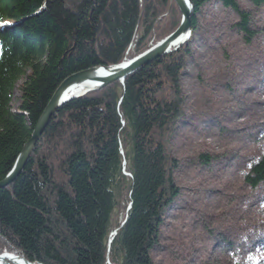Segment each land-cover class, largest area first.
<instances>
[{
  "label": "trees",
  "instance_id": "16d2710c",
  "mask_svg": "<svg viewBox=\"0 0 264 264\" xmlns=\"http://www.w3.org/2000/svg\"><path fill=\"white\" fill-rule=\"evenodd\" d=\"M191 1L194 33L209 0ZM218 1L237 13L233 26L249 39L250 12L238 0ZM3 19L11 24L0 26V179L65 77L143 52L179 25L181 12L173 0H0ZM193 33L123 81L58 107L20 175L0 188V253L44 264H155L152 249L178 194L170 139L183 114L181 75ZM245 182H264V152ZM115 208L123 215L114 222ZM250 238L237 240L234 264L264 262L243 254Z\"/></svg>",
  "mask_w": 264,
  "mask_h": 264
},
{
  "label": "rangeland",
  "instance_id": "374dc122",
  "mask_svg": "<svg viewBox=\"0 0 264 264\" xmlns=\"http://www.w3.org/2000/svg\"><path fill=\"white\" fill-rule=\"evenodd\" d=\"M238 3L251 14L249 39L233 26L237 13L218 0L198 13L181 75L183 114L170 139L178 194L152 249L155 264H234L244 234L251 242L243 254L264 256V182L255 188L245 182L264 152V4ZM122 215L115 208L112 220Z\"/></svg>",
  "mask_w": 264,
  "mask_h": 264
},
{
  "label": "water",
  "instance_id": "95a60500",
  "mask_svg": "<svg viewBox=\"0 0 264 264\" xmlns=\"http://www.w3.org/2000/svg\"><path fill=\"white\" fill-rule=\"evenodd\" d=\"M181 12V21L179 25L168 35L157 41L151 47L143 52L131 57L125 58L117 64L95 65L80 71H76L65 77L57 86L49 101L45 105L38 121L36 122L30 137L24 142L12 168L0 179V188L6 187L12 183L24 169L37 141L42 135L45 127L49 123L53 113L59 106L74 97L81 96L87 91L100 89L114 81H123L130 73L140 69L144 65L152 62L165 53H169L179 48L186 38L193 33L192 26V1L191 0H173ZM99 71V72H98ZM91 81L93 85L84 91L75 95L68 94L69 88L75 84ZM113 231L111 234H115ZM110 241V240H109ZM8 252L0 253V264H16L12 258L8 260L5 256ZM14 254V253H9ZM15 256H18L15 254ZM9 258V257H8ZM26 264H44L40 261H29L26 257L21 256Z\"/></svg>",
  "mask_w": 264,
  "mask_h": 264
},
{
  "label": "bare ground",
  "instance_id": "6f19581e",
  "mask_svg": "<svg viewBox=\"0 0 264 264\" xmlns=\"http://www.w3.org/2000/svg\"><path fill=\"white\" fill-rule=\"evenodd\" d=\"M192 35V34H191ZM189 35L186 40L191 36ZM185 40V41H186ZM184 41V42H185ZM99 72V71H98ZM93 85V83L91 81H87V82H83V83H80V84H75L73 86H71L69 88V90L67 91L68 94H71V95H75L77 93H80L82 91H84L86 88H89ZM18 255V256H15ZM22 255L21 254H18L17 252H15L14 254H9L7 253L6 254V258L8 260H10V258H12L13 262H15L16 264H26L25 260L23 258H20ZM9 257V258H8Z\"/></svg>",
  "mask_w": 264,
  "mask_h": 264
},
{
  "label": "snow or ice",
  "instance_id": "6c2138e0",
  "mask_svg": "<svg viewBox=\"0 0 264 264\" xmlns=\"http://www.w3.org/2000/svg\"><path fill=\"white\" fill-rule=\"evenodd\" d=\"M3 23H7V22H3ZM0 26H2V25H0Z\"/></svg>",
  "mask_w": 264,
  "mask_h": 264
}]
</instances>
